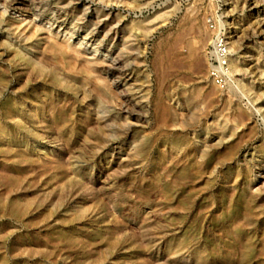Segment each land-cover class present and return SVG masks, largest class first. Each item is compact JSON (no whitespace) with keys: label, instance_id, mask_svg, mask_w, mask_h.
Listing matches in <instances>:
<instances>
[{"label":"rangeland","instance_id":"1","mask_svg":"<svg viewBox=\"0 0 264 264\" xmlns=\"http://www.w3.org/2000/svg\"><path fill=\"white\" fill-rule=\"evenodd\" d=\"M36 1L118 69L0 17V264H264V0ZM209 15L241 68L225 91Z\"/></svg>","mask_w":264,"mask_h":264},{"label":"bare ground","instance_id":"2","mask_svg":"<svg viewBox=\"0 0 264 264\" xmlns=\"http://www.w3.org/2000/svg\"><path fill=\"white\" fill-rule=\"evenodd\" d=\"M41 1V0H39ZM99 1V0H98ZM258 1V0H257ZM38 1L36 0H0V17L1 19H6L8 17V19H6L7 21H9L8 26L13 30V32L17 35V37L19 39H21V41H24L25 43H27V45H31L32 43H34L35 41L37 42L35 46H40L41 49L46 50L47 52H50L52 54H58V53H64V52H70L72 53L76 58L81 57L82 55L86 56V60H87V66L89 65V67H91L93 70H97V68L103 69L106 71V68H108L109 66H107L105 68V63L106 60L105 58H101L100 56H96L95 53H89L86 51V48L82 47L81 43H75L73 41L70 40L71 38V34L68 36L67 35V31L64 30V28L66 27V23H64V21H62L59 24V28L57 30H55L52 26H45V23L42 22L43 19H41L39 17V19L33 18V17H29L28 15H23V12H26L27 10L25 8H22V4L28 3V4H33L36 3ZM254 2V1H253ZM256 2V1H255ZM258 3V2H257ZM255 3L253 5V8H256V10L258 12L264 13L263 9L260 4ZM37 4V3H36ZM40 5V4H39ZM45 5V4H43ZM32 6V5H31ZM28 7V6H27ZM36 7V6H35ZM38 8V7H37ZM48 8V7H47ZM13 10V14H10L9 11ZM36 9V8H33ZM43 9V8H42ZM37 10V9H36ZM35 10V11H36ZM40 10V8H39ZM29 11V10H28ZM46 11V10H45ZM48 12V11H47ZM29 14V13H28ZM34 14V13H33ZM37 14V13H36ZM52 14H54L52 12ZM11 15V16H10ZM39 15V14H38ZM263 15V14H262ZM240 16V15H239ZM36 17V15H35ZM44 17V16H43ZM54 17V16H53ZM59 17V16H58ZM108 17V16H107ZM63 18V17H62ZM238 19H240V17L237 16ZM10 19V20H9ZM95 19V18H94ZM58 20V19H57ZM260 20V19H259ZM96 21V19H95ZM239 21V20H238ZM241 21V20H240ZM47 22V21H46ZM95 27L94 30L99 29L102 26V21L101 19H98L96 22H94ZM241 23V22H240ZM260 24V22H259ZM52 25V24H51ZM240 25V24H238ZM242 25V24H241ZM261 26H263V31H264V16H263V22L261 24ZM111 27V26H110ZM243 27V26H242ZM234 28V27H233ZM240 28V27H239ZM259 28V27H258ZM9 29V28H8ZM262 29V27H261ZM260 29V30H261ZM243 29H241L242 31ZM248 31V30H246ZM262 31V30H261ZM262 31V32H263ZM96 32V31H95ZM70 33V32H69ZM231 33V32H230ZM233 33V32H232ZM243 33H246L245 31ZM92 34V33H91ZM242 34V33H241ZM240 34V35H241ZM73 35V34H72ZM92 36V35H91ZM234 37V36H233ZM243 37V35H242ZM13 38V37H12ZM90 38V37H89ZM93 38V37H92ZM237 38V36H236ZM243 38H246L245 36ZM126 43V41H125ZM21 44V43H20ZM243 44V40L239 39V35H238V40L236 41V46L239 48H241V45ZM34 45V44H33ZM230 46V45H229ZM231 49V48H230ZM45 57V56H44ZM57 60V59H56ZM85 60V59H84ZM251 60V59H250ZM39 62V61H38ZM117 61H114V63ZM229 63L232 69V72H240L241 68L238 67V61L235 57H233L232 54V50H231V55L229 57ZM63 64V63H62ZM108 64V63H107ZM110 65V63L108 64ZM241 67V66H240ZM110 69H118L117 66L114 65H110L109 67ZM90 69V71L92 70ZM99 71V69H98ZM88 72V71H87ZM92 72V71H91ZM94 74V73H93ZM233 74V73H232ZM235 74V73H234ZM264 74V73H263ZM237 81V80H236ZM125 106V105H124ZM123 106V107H124ZM127 110V109H126ZM133 111V110H132ZM122 113V112H121ZM129 113V112H128ZM134 113V112H133ZM125 119L129 118V115L125 114L124 115ZM102 119L101 122H105L106 119H104L103 117H101ZM223 119V118H222ZM126 122H128V124H126ZM131 123V121H125L124 124L127 125L126 128L129 127V124ZM132 125V123H131Z\"/></svg>","mask_w":264,"mask_h":264},{"label":"built area","instance_id":"3","mask_svg":"<svg viewBox=\"0 0 264 264\" xmlns=\"http://www.w3.org/2000/svg\"><path fill=\"white\" fill-rule=\"evenodd\" d=\"M205 26L209 33L206 48L207 76L220 91H225L233 82L232 69L229 63L231 49L225 29L209 15L205 18Z\"/></svg>","mask_w":264,"mask_h":264}]
</instances>
